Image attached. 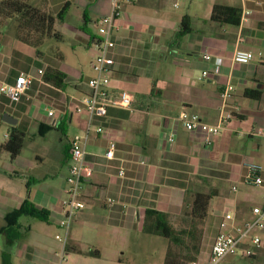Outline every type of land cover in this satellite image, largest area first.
<instances>
[{
  "label": "crops",
  "instance_id": "crops-1",
  "mask_svg": "<svg viewBox=\"0 0 264 264\" xmlns=\"http://www.w3.org/2000/svg\"><path fill=\"white\" fill-rule=\"evenodd\" d=\"M23 1L55 16L70 4L65 20L57 24L67 28L69 36L61 34L57 43L70 40L72 61L61 47L58 61L46 59L40 48L15 35L14 23L0 29V86L14 84L21 74L32 78L19 103L0 94V144L8 141L13 128L26 134L17 158L0 155V229L8 225L6 216L27 201L35 211L14 222L18 240H6L0 232V264H83L91 258L125 264L130 262L126 253L135 256L139 248L142 253L149 249L143 233L147 210L181 216L188 189L216 193L204 223L214 232L213 241L197 259L205 263L225 213L243 223L253 207H264V184L246 181L249 163L261 165L264 178V0H119L110 88L131 93L133 108H109L105 118L91 122L76 108L90 93L89 80L95 75V24L111 14L113 0ZM216 5L241 10L240 23L214 21ZM247 11L251 14L243 17ZM86 46L91 74L85 73ZM237 49L252 52L254 59L236 63ZM48 68L67 75L66 88L44 81ZM204 71L210 73L207 78L202 77ZM228 84L234 91L224 99ZM48 110L56 116L49 117ZM183 110L210 124L226 118L225 128L207 141L204 132L187 131L177 120ZM6 114L17 124L6 123ZM77 135L87 137L85 164L93 176L84 181L87 206L67 230L60 222L68 199L71 142ZM112 142L114 158L108 159ZM261 234L264 243V231ZM263 260L264 245L253 258L236 255L222 264Z\"/></svg>",
  "mask_w": 264,
  "mask_h": 264
},
{
  "label": "built area",
  "instance_id": "built-area-1",
  "mask_svg": "<svg viewBox=\"0 0 264 264\" xmlns=\"http://www.w3.org/2000/svg\"><path fill=\"white\" fill-rule=\"evenodd\" d=\"M176 7L179 3L175 4ZM245 12L244 16L250 15ZM121 15L119 0L112 1V12L110 15L102 17L96 22L97 37L95 45L97 54L92 63L95 75L89 80L90 93L85 94L78 102L76 111L78 113H87L90 122L94 119H103L107 116L109 108L132 109L134 96L126 91L115 93L110 88L111 72L115 64L111 54L116 47V33L119 30L118 20ZM205 59L211 60L209 55ZM233 59L236 63L248 64L254 59V54L249 51L237 49L234 52ZM43 75V71H39ZM209 71H204L202 77L207 78ZM32 84V78L21 74L17 77L14 84H3L0 86V94L8 97L13 104L21 101L23 95L29 90ZM234 87L227 85L223 97L230 98ZM48 116L54 118L56 113L54 110H48ZM177 120L183 127L190 132L200 130L206 134V140L210 141L213 136L219 135L225 128L226 118H221L218 123L210 124L202 120L197 113H191L183 110L179 113ZM98 132H102L103 128H98ZM263 134L262 131L259 132ZM170 141L175 140V136L169 137ZM87 137L75 136L71 142V160L69 166L68 182V199L64 203L65 214L60 222V226L69 229L71 223L75 219L76 214L84 210L87 206L83 200L84 181L93 176V169L85 164L86 160V144ZM116 144L112 142L106 153L108 159L114 158ZM120 175L124 176V169L120 171ZM246 181L256 186L264 184L263 167L256 163L247 164ZM264 231V207L255 206L251 209V218L243 223H238L234 214L225 213L219 223V230L216 236L211 254L205 263L198 260L192 264H222L228 257L242 255L246 258L257 256L258 252L263 248L262 232ZM60 242H64L63 238L58 237Z\"/></svg>",
  "mask_w": 264,
  "mask_h": 264
},
{
  "label": "trees",
  "instance_id": "trees-1",
  "mask_svg": "<svg viewBox=\"0 0 264 264\" xmlns=\"http://www.w3.org/2000/svg\"><path fill=\"white\" fill-rule=\"evenodd\" d=\"M69 7L70 4H66L55 16L51 12L32 7L23 0H5L0 2V29L7 23H14L16 25L15 35L18 38L36 48H40L47 39L55 38L57 41L62 40L61 34L57 32V24L65 20ZM241 15L242 11L239 9L216 5L213 9L212 19L220 23L238 25L241 21ZM183 28L185 33L191 31L186 24V20L183 23ZM84 30L90 34L87 29ZM92 38L96 39L93 35ZM43 79L45 82L59 89H64L67 86V75L57 69L48 68ZM246 94L256 99L261 97L260 93L247 92ZM25 139L26 134L24 132L16 128L11 129L8 141L0 144V155L9 153L12 159L17 158L24 147ZM186 195L181 216L185 222L190 224L189 229H183L177 233L170 226L172 217L169 214L156 210H147L143 233L167 238L175 245L185 244V236H189L196 241L197 235L200 232L199 225L205 223L210 201L216 193L215 191L209 193L194 192L192 189H188ZM28 212H35L29 201L20 210L9 213L6 216L5 220L8 225L0 229L1 234H3L6 240L16 241L20 238V233L14 222L21 214ZM202 234L203 231L199 233L200 242ZM193 247L197 251L196 253L199 254V244ZM197 259L192 260L189 264H192ZM164 264H187V260L174 256L169 249Z\"/></svg>",
  "mask_w": 264,
  "mask_h": 264
},
{
  "label": "rangeland",
  "instance_id": "rangeland-1",
  "mask_svg": "<svg viewBox=\"0 0 264 264\" xmlns=\"http://www.w3.org/2000/svg\"><path fill=\"white\" fill-rule=\"evenodd\" d=\"M57 32L60 34H64L65 38L69 36V31L67 28H62L61 26L57 27ZM47 41V42H46ZM43 45V47H40V50L45 53V58L50 59H57L58 61V47H61L62 51L65 52V56L67 61L71 60L72 56L70 55L71 47L69 45L70 40L66 39L62 43H57L58 41L55 38L47 39ZM88 46L84 47V60L87 62V70L85 71L86 74H91L89 60L90 57L88 55ZM70 57V59H69ZM66 61V60H65ZM72 61V60H71ZM66 63V62H65ZM2 135V133H1ZM76 219V217H75ZM75 219L71 223L75 222ZM171 228L175 230V232H180L183 229H189L190 224L188 222H185L182 218V216L179 217H173L170 220ZM200 232L203 231L201 242L199 233L197 235L196 241L194 239H191L189 236H185V244L183 245H175L172 244L169 239L163 238L160 236H154V235H146L148 240H150V246L148 251H145L142 253L141 249L139 248V253H137L135 256H130V254L126 253V257H128L130 262H125V264H161V262H165L167 251L170 249L172 251V254L174 256L180 257L184 260V258L187 260V264H189L192 260L201 257L204 252L209 248L210 244L213 241V234L214 232L212 230H208L207 225L201 224L199 225ZM151 241H154L152 244ZM199 244V254H197L195 251L194 245L198 246ZM147 248V247H146ZM166 250V251H165ZM156 252V253H155ZM164 256V257H163ZM83 264H110L104 260L91 258L89 261L84 262ZM164 264V263H163ZM259 264H264V260L261 261Z\"/></svg>",
  "mask_w": 264,
  "mask_h": 264
},
{
  "label": "water",
  "instance_id": "water-1",
  "mask_svg": "<svg viewBox=\"0 0 264 264\" xmlns=\"http://www.w3.org/2000/svg\"><path fill=\"white\" fill-rule=\"evenodd\" d=\"M4 121L6 123H9L11 125H16L17 124V119L13 118L12 116H10L9 114H6L4 116Z\"/></svg>",
  "mask_w": 264,
  "mask_h": 264
}]
</instances>
